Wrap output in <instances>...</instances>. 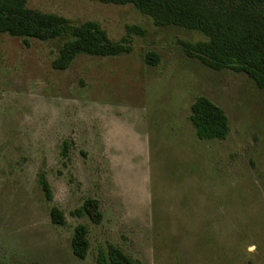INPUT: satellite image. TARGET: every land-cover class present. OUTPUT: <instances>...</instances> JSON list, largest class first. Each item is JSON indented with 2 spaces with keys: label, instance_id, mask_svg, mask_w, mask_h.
Masks as SVG:
<instances>
[{
  "label": "rangeland",
  "instance_id": "rangeland-1",
  "mask_svg": "<svg viewBox=\"0 0 264 264\" xmlns=\"http://www.w3.org/2000/svg\"><path fill=\"white\" fill-rule=\"evenodd\" d=\"M27 6L98 21L113 40L128 25L144 32L129 34L128 53L78 54L64 70L51 60L67 37L0 33V264H96L108 242L135 264H264V88L188 55L184 43L205 40L201 32L156 26L132 4ZM198 95L225 111L224 139L197 137ZM88 197L100 223L72 213ZM53 205L65 225L51 220ZM78 223L89 230L84 259L71 249Z\"/></svg>",
  "mask_w": 264,
  "mask_h": 264
},
{
  "label": "trees",
  "instance_id": "trees-1",
  "mask_svg": "<svg viewBox=\"0 0 264 264\" xmlns=\"http://www.w3.org/2000/svg\"><path fill=\"white\" fill-rule=\"evenodd\" d=\"M102 3L132 4L151 17L156 26H179L201 32L206 39L185 42L188 55L214 69L232 68L245 73L258 88H264V0H94ZM127 34L113 40L98 21L72 23L67 17L27 6V0H0V33L47 41L67 37L58 47L51 66L64 70L78 54L116 56L131 51L130 33L143 34L138 25L127 27ZM159 57L148 51L145 61L156 64ZM190 120L200 139H224L229 132L228 117L221 106L205 95H198L190 105ZM68 142L63 141L66 156ZM38 181L44 197L52 199L50 183L44 171ZM76 216H87L100 223L102 212L98 200L86 198L72 210ZM51 220L65 225L63 211L53 205ZM88 226L78 223L71 235L73 254L84 259L89 248ZM96 264H135L119 246L107 243L98 250Z\"/></svg>",
  "mask_w": 264,
  "mask_h": 264
}]
</instances>
